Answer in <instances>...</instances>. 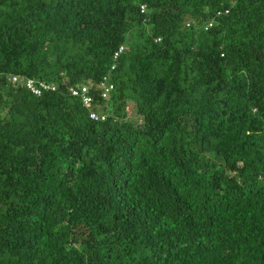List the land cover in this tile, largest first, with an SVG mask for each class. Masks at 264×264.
I'll return each mask as SVG.
<instances>
[{"label":"trees","instance_id":"16d2710c","mask_svg":"<svg viewBox=\"0 0 264 264\" xmlns=\"http://www.w3.org/2000/svg\"><path fill=\"white\" fill-rule=\"evenodd\" d=\"M0 264H264V0H0Z\"/></svg>","mask_w":264,"mask_h":264},{"label":"built area","instance_id":"2783aa9c","mask_svg":"<svg viewBox=\"0 0 264 264\" xmlns=\"http://www.w3.org/2000/svg\"><path fill=\"white\" fill-rule=\"evenodd\" d=\"M227 12V10L225 11ZM220 11L216 14L220 15ZM123 50V46H121L117 52H115L114 57L117 58L120 51ZM18 77H13V81H17ZM25 86L35 95H40L43 89H54V85L45 84L41 81L34 80L32 78H27L24 82ZM101 87L100 94L102 97L107 98L110 91L113 90V83L111 82L108 76H104L101 82L99 83ZM69 91L73 96H78L81 101L82 105L88 109V115L93 120H103L106 116L104 114H99L92 108L93 97L91 94V88L88 84H78L75 86H68ZM95 104L93 105V107Z\"/></svg>","mask_w":264,"mask_h":264},{"label":"rangeland","instance_id":"374dc122","mask_svg":"<svg viewBox=\"0 0 264 264\" xmlns=\"http://www.w3.org/2000/svg\"><path fill=\"white\" fill-rule=\"evenodd\" d=\"M127 115H128V118L131 119V120H135L136 119V115H135V111H134V105L132 102H128L127 103Z\"/></svg>","mask_w":264,"mask_h":264},{"label":"clouds","instance_id":"9594fccd","mask_svg":"<svg viewBox=\"0 0 264 264\" xmlns=\"http://www.w3.org/2000/svg\"><path fill=\"white\" fill-rule=\"evenodd\" d=\"M224 12H225V10H224ZM228 12V11H227ZM227 12H225V13H227ZM82 84H85V83H82ZM87 113H88V110H87ZM89 116V115H88ZM90 118V117H89ZM91 119V118H90ZM93 120V119H92Z\"/></svg>","mask_w":264,"mask_h":264}]
</instances>
